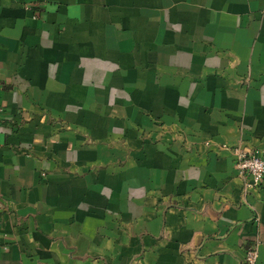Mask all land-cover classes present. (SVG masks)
Here are the masks:
<instances>
[{
	"label": "crops",
	"instance_id": "1",
	"mask_svg": "<svg viewBox=\"0 0 264 264\" xmlns=\"http://www.w3.org/2000/svg\"><path fill=\"white\" fill-rule=\"evenodd\" d=\"M0 107V264H264V0H0Z\"/></svg>",
	"mask_w": 264,
	"mask_h": 264
},
{
	"label": "built area",
	"instance_id": "2",
	"mask_svg": "<svg viewBox=\"0 0 264 264\" xmlns=\"http://www.w3.org/2000/svg\"><path fill=\"white\" fill-rule=\"evenodd\" d=\"M4 109L0 107V113ZM223 145V148H227ZM235 157L238 177L243 182V189L245 193L255 191L264 185V156L259 152H254L246 148L242 144H238L231 148ZM259 250L252 248L245 254L242 264H258Z\"/></svg>",
	"mask_w": 264,
	"mask_h": 264
}]
</instances>
